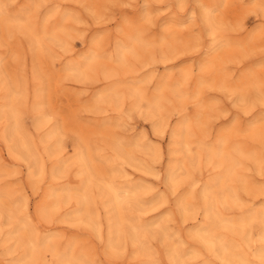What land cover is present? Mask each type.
I'll return each instance as SVG.
<instances>
[{
    "label": "clouds",
    "instance_id": "obj_1",
    "mask_svg": "<svg viewBox=\"0 0 264 264\" xmlns=\"http://www.w3.org/2000/svg\"><path fill=\"white\" fill-rule=\"evenodd\" d=\"M0 264H264V0H0Z\"/></svg>",
    "mask_w": 264,
    "mask_h": 264
}]
</instances>
